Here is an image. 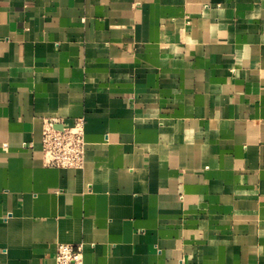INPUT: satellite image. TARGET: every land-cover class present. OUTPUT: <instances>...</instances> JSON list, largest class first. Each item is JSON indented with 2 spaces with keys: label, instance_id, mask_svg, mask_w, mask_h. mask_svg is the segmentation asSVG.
<instances>
[{
  "label": "crops",
  "instance_id": "0c3cea01",
  "mask_svg": "<svg viewBox=\"0 0 264 264\" xmlns=\"http://www.w3.org/2000/svg\"><path fill=\"white\" fill-rule=\"evenodd\" d=\"M83 119L81 169L44 123ZM264 264V0H0V264Z\"/></svg>",
  "mask_w": 264,
  "mask_h": 264
},
{
  "label": "built area",
  "instance_id": "2783aa9c",
  "mask_svg": "<svg viewBox=\"0 0 264 264\" xmlns=\"http://www.w3.org/2000/svg\"><path fill=\"white\" fill-rule=\"evenodd\" d=\"M43 161L46 167L81 169L85 160V133L83 119L71 127L56 128L54 120L44 123L41 138ZM54 264H84L80 245L59 244Z\"/></svg>",
  "mask_w": 264,
  "mask_h": 264
},
{
  "label": "bare ground",
  "instance_id": "6f19581e",
  "mask_svg": "<svg viewBox=\"0 0 264 264\" xmlns=\"http://www.w3.org/2000/svg\"><path fill=\"white\" fill-rule=\"evenodd\" d=\"M62 244V243H61Z\"/></svg>",
  "mask_w": 264,
  "mask_h": 264
}]
</instances>
